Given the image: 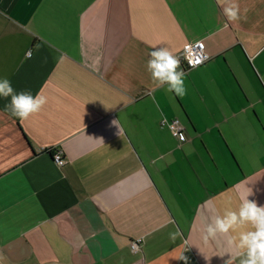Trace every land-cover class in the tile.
Returning <instances> with one entry per match:
<instances>
[{"label": "crops", "instance_id": "obj_1", "mask_svg": "<svg viewBox=\"0 0 264 264\" xmlns=\"http://www.w3.org/2000/svg\"><path fill=\"white\" fill-rule=\"evenodd\" d=\"M196 39L210 56L188 68L177 53ZM156 49L180 61L183 95L152 80ZM5 78L46 103L20 119L0 96V264L246 258L250 224L205 229L249 191L264 206V0H0Z\"/></svg>", "mask_w": 264, "mask_h": 264}, {"label": "clouds", "instance_id": "obj_2", "mask_svg": "<svg viewBox=\"0 0 264 264\" xmlns=\"http://www.w3.org/2000/svg\"><path fill=\"white\" fill-rule=\"evenodd\" d=\"M224 14L229 21L240 19L239 8L235 3L224 8ZM150 59L147 62V69L151 70L152 80L157 86L168 84V91L175 92L176 95H183L184 76L183 70L177 71L180 61L166 49H156L149 53ZM200 63L199 60L195 62ZM0 96L10 97V102L5 106L11 115L20 119H27L31 114L38 112L46 103V98L40 94L33 97L27 92H15L8 79L0 80ZM251 191L241 197L238 213L235 211L226 212L223 217H215L213 223L206 226V236H214L216 232L227 233L237 226L250 224L255 230L239 233L238 249H246V258L240 260V264H264V206H258L254 201L247 199ZM175 239L176 234H171ZM232 241H230L231 243ZM176 259L185 261L188 258L183 254ZM206 260L208 258H205ZM235 257L229 256L225 264H232Z\"/></svg>", "mask_w": 264, "mask_h": 264}, {"label": "built area", "instance_id": "obj_3", "mask_svg": "<svg viewBox=\"0 0 264 264\" xmlns=\"http://www.w3.org/2000/svg\"><path fill=\"white\" fill-rule=\"evenodd\" d=\"M29 52V51H28ZM178 58L183 61L186 67L191 68L202 64L209 58V53L206 51L205 44L203 40L196 39L193 41L185 42L181 49L177 53ZM199 60L200 63L196 64L195 62ZM162 124H167L172 134L180 141H185L188 139L184 125L181 124L179 119H165L161 120ZM52 158L58 165H63L66 162V158L62 154L60 149L55 150L52 154ZM131 248L136 249L139 246L137 240H132L130 243Z\"/></svg>", "mask_w": 264, "mask_h": 264}]
</instances>
